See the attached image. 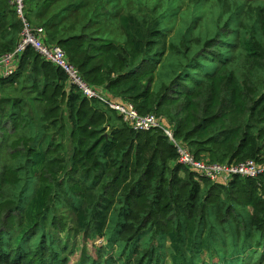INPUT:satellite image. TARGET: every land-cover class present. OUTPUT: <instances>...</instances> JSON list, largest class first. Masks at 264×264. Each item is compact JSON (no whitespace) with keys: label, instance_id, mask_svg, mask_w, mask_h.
I'll return each mask as SVG.
<instances>
[{"label":"trees","instance_id":"obj_1","mask_svg":"<svg viewBox=\"0 0 264 264\" xmlns=\"http://www.w3.org/2000/svg\"><path fill=\"white\" fill-rule=\"evenodd\" d=\"M29 2L34 15L26 8V17L45 29L46 42L61 47L88 84L121 99L111 100L168 120L174 138L198 159L264 164V8L257 11L259 38L244 42L248 64L262 72L258 84L240 81L212 39L156 88L168 32L154 3ZM21 28L10 0H0V53L14 48ZM21 68L33 75L31 101L41 107L43 133L27 134L19 99L0 98V153L8 157L0 167V264H67L57 243L69 229L62 207L72 214L73 231L87 238L114 225L127 264L161 263L157 248L134 250L146 231L168 242L174 264H243L240 240L264 248V172L221 184L172 165L176 150L160 129L133 130L114 110L69 88L64 72L31 47L12 76L0 77V89L11 88ZM114 113L118 126L109 124ZM221 192L230 202L221 210L222 228L235 227L227 238L214 224L205 226V211L219 207ZM99 253V260L77 264H109L112 252Z\"/></svg>","mask_w":264,"mask_h":264},{"label":"rangeland","instance_id":"obj_2","mask_svg":"<svg viewBox=\"0 0 264 264\" xmlns=\"http://www.w3.org/2000/svg\"><path fill=\"white\" fill-rule=\"evenodd\" d=\"M26 1L28 17L33 18L34 11H30L32 3ZM155 4L156 14H160V19L165 30L168 32L166 38V54L161 58L160 66L156 71V88L163 82H168L180 71L189 58L199 51L205 43L213 39L212 49L220 51L222 58L227 62V68L233 70L240 81H247L258 84L261 80L262 72L253 69L246 60L244 42L249 38H259L257 11L264 8V0H148ZM35 24L34 22H32ZM36 25V24H35ZM226 33V36L224 34ZM223 36V39H221ZM208 41V42H209ZM188 48V49H187ZM178 51V52H177ZM188 51V52H187ZM188 56V58H185ZM209 68L213 69L215 63L212 59ZM219 66V64L217 65ZM20 69V67H19ZM17 69V70H19ZM22 73L15 80L11 88L0 89V98H17L23 104L22 112L25 113L29 124L26 127L28 135L41 136L43 133V122L41 121V107L31 101L34 94L31 92L32 73L27 68H21ZM111 99L121 100L114 96ZM6 107V106H5ZM8 106L6 107V110ZM116 114L110 115V126H118L120 122L116 120ZM168 123V120L163 118ZM203 158L209 160L207 155ZM8 157L0 153V167L4 165ZM176 161L171 164H175ZM194 180L201 182L197 176ZM21 189V187H20ZM207 187H201V198L206 194ZM219 207L207 208L205 211V226L210 224L216 226V230L224 238L234 230V225L226 224L227 231L222 228L224 221L221 220V210H225L230 202L223 192L219 195ZM65 215L68 231L57 234V243L63 247V255L67 257V264H77L88 261L90 258L99 260V251L109 249L112 252V259L109 264L125 263V250L127 245L123 241H114L116 236L113 230L114 225H109V229L103 236L87 238L83 233H77L72 224V214L66 207L61 208ZM246 214V210L240 211ZM116 215H112L111 221H115ZM234 224V223H232ZM74 230V231H73ZM118 238V235H117ZM168 242H161L158 236L152 231H146L140 236L134 245V250L141 252L145 248H157L161 253L160 264H174L169 256ZM219 248V246H218ZM237 250L242 252L241 261L243 264H264V248L261 250L251 240L248 244H243L240 240ZM229 249H227V252ZM260 252H262L261 256ZM232 254V257L234 259ZM201 258L207 259V254L203 253ZM240 259V258H239ZM238 259V260H239ZM217 256L214 261H217Z\"/></svg>","mask_w":264,"mask_h":264},{"label":"built area","instance_id":"obj_3","mask_svg":"<svg viewBox=\"0 0 264 264\" xmlns=\"http://www.w3.org/2000/svg\"><path fill=\"white\" fill-rule=\"evenodd\" d=\"M10 4L19 18L22 28L14 48L9 52L0 53V77L12 76L18 67L23 52L31 47L43 60L64 72L69 86L79 91L83 97L97 100L100 104L114 110L133 130L160 129L176 150V162L199 176L212 182L226 184L235 176L256 178L264 172V164H259L253 159L240 163H219L196 158L186 144L174 138L172 126L168 125L163 118L153 113L141 115L132 104L111 100L105 92L88 84L79 70L70 63L65 51L57 45L46 42L45 29L28 20L25 0H10Z\"/></svg>","mask_w":264,"mask_h":264},{"label":"crops","instance_id":"obj_4","mask_svg":"<svg viewBox=\"0 0 264 264\" xmlns=\"http://www.w3.org/2000/svg\"><path fill=\"white\" fill-rule=\"evenodd\" d=\"M67 86L70 88V86L67 84Z\"/></svg>","mask_w":264,"mask_h":264}]
</instances>
